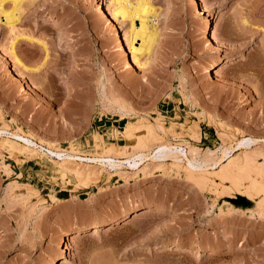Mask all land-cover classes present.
Wrapping results in <instances>:
<instances>
[{"label":"rangeland","instance_id":"rangeland-1","mask_svg":"<svg viewBox=\"0 0 264 264\" xmlns=\"http://www.w3.org/2000/svg\"><path fill=\"white\" fill-rule=\"evenodd\" d=\"M110 1L0 0V130L35 145L0 138V264H264V0H145L143 72Z\"/></svg>","mask_w":264,"mask_h":264},{"label":"bare ground","instance_id":"bare-ground-1","mask_svg":"<svg viewBox=\"0 0 264 264\" xmlns=\"http://www.w3.org/2000/svg\"><path fill=\"white\" fill-rule=\"evenodd\" d=\"M23 1H29V2H31V1H34V0H15V7L16 8H14V9H16V11H17V8L20 6V4H23ZM111 2V4H110V8H109V11H110V13H111V17H113V20L115 19L116 20V18L117 17H121V18H123L124 19V21L125 22H127L128 23V29L127 30H125V33H123V36L125 37V39H124V41L126 42V44H127V51H128V59H129V62L130 63H132V64H134V65H136V68L137 67H139V68H141L140 70L143 72L144 71V68H145V70H148V68L150 67V65H151V63H152V60H153V58H152V56H153V54H152V51L154 50L153 48H154V45H155V43H156V41H157V37H158V33H157V27H155L154 26V24L153 25H149V18H156V16H157V14H156V12L153 10V8L151 9V6H150V4H148L147 5V3H145V0H139V1H137L136 3H133V2H131L130 0H111L110 1ZM193 2V1H192ZM154 12H153V11ZM0 11H1V13L5 16V21H6V25L7 26H9L10 27V29L13 31V33H14V31H15V29H16V22H18V20H19V16L16 18V21H14V17H15V11L14 12H11V13H6L4 10H3V7H2V5L0 6ZM17 13V12H16ZM198 13V12H197ZM157 19V18H156ZM117 22V21H116ZM152 22H153V20H152ZM55 23V22H54ZM151 24V23H150ZM56 25V24H55ZM63 27V26H62ZM124 32V31H123ZM12 33V34H13ZM15 34V33H14ZM18 36V38H19V36L20 35H17ZM18 38L16 39V37L13 39V41H12V43H11V45H12V53H13V56H14V58H15V60H16V63L19 65V66H21L23 69L24 68H26L23 64H22V62L18 59V57L16 56V54H15V50H16V40H18ZM215 38V37H214ZM208 39V38H207ZM216 39V38H215ZM33 41V40H32ZM217 41V40H216ZM219 44H220V42H219ZM10 50V49H9ZM11 53V54H12ZM142 59H146V63H145V65H140L139 64V61L140 60H142ZM138 68V69H139ZM143 68V69H142ZM27 69V68H26ZM25 69V70H26ZM41 69V67H39L38 69H36L37 71L38 70H40ZM29 70V69H28ZM31 71V70H30ZM18 72V71H17ZM19 73V72H18ZM20 75H21V73H19ZM18 74V75H19ZM124 111H126V110H124ZM128 111V110H127ZM126 111V112H127ZM130 112V111H129ZM129 112H127V113H129ZM122 113H124L123 111H122ZM126 113V114H127ZM132 113V112H131ZM125 113H124V115H126ZM126 117H128V114H127V116ZM148 128V127H147ZM146 128V129H147ZM145 129V130H146ZM149 129V128H148ZM147 129V130H148ZM146 130V132L148 133V131H150L151 129H149L148 131ZM149 136H151V132H150V135H149V133H148V137ZM141 137L142 136H140V138L138 139V143H140V144H142L141 143V141L142 142H144L145 143V141H146V138H144L145 140H141ZM143 137H145V136H143ZM142 137V138H143ZM0 138H2L3 140H4V142H9L10 141V139H17V140H21L28 148H32V147H34L35 145L29 140V139H27V138H25V137H22V136H20V135H18V134H9V133H7V132H4L3 130H0ZM2 140V141H3ZM6 140V141H5ZM4 142H2V143H4ZM13 142V141H12ZM10 143V142H9ZM8 143V144H9ZM246 143V144H245ZM253 143H255V141L254 140H243L242 142H241V144H245V145H247V146H250L251 144H253ZM13 144H15L14 142H13ZM13 144H10L11 146L13 145ZM145 145V144H144ZM144 145H143V147H144ZM14 146V145H13ZM136 146V145H135ZM141 146V151H142V149H144V148H142V145H139V147ZM147 146V145H146ZM145 146V147H146ZM26 147V149H24V147H23V150H26V151H28L29 149ZM138 147V146H137ZM136 147V148H137ZM147 148V147H146ZM151 148V147H150ZM180 148H182L181 146H180ZM22 149V148H21ZM50 150V149H49ZM49 150H47V151H49ZM133 150H134V147H133ZM139 150V149H138ZM147 150V149H146ZM158 150H160V152L158 153V155L156 156V160L158 159V160H165V159H172V160H177V161H183V160H185V158H186V160L188 159V157H187V154H185V153H183V155H181L182 154V149H180V151L177 149V150H175V151H173L171 148H170V146H168V145H166V146H160L159 148H158ZM42 151V150H41ZM125 151H127L126 149H125ZM135 151V152H134ZM134 151H132V153H136L137 151H136V149L134 150ZM190 152H191V150H190ZM193 152H195V151H193ZM49 153H51V155L52 154H55V155H57L58 157H60L61 158V160L62 161H64L63 163H65L67 160L68 161H70L71 160V157H68L67 159H64L62 156H63V154H60V153H58V152H53V151H50ZM65 153V152H64ZM130 153V152H129ZM148 152H146L145 153V151L144 152H140L138 155H132V154H130L131 156H136V157H134V160H141V161H143L144 159H146L147 157H151V154H150V151H149V153L147 154ZM262 153L263 152H261V151H259V153H257V151H256V154L258 155V156H261L262 155ZM192 154V153H191ZM195 154H197V156H199V154L197 153V152H195ZM194 154V155H195ZM255 154V155H256ZM264 154V153H263ZM53 156V155H52ZM56 156V157H57ZM192 156V155H191ZM132 157V158H133ZM193 157V158H192ZM191 158L192 159H188V163H189V165L188 166H190L191 168H193V169H204V170H206V168H208V167H210V166H216V165H221V161H219V159H218V161H217V159L215 160V158L214 157H212L211 155H209V156H204V157H196V155L195 156H192ZM262 157H263V155H262ZM80 157L79 156H73V158H72V160H77V159H79ZM93 161H96V162H99L100 161V159H93ZM215 161H217V162H215ZM68 163V162H67ZM175 164H177V163H175ZM179 165V164H178ZM243 164L242 163H239L238 162V164L237 163H235V164H233V165H231L230 167V169H228V171H227V176H225L226 178L225 179H228V178H235V177H237L238 175H240L242 172H244V168L245 167H243L242 166ZM64 166V165H63ZM111 167H113L114 169L115 168H117V167H119L120 165L119 164H117L116 162H113V164L112 165H110ZM131 166H133V165H131ZM177 166V165H176ZM180 167H181V165H180ZM183 169V168H182ZM211 169V168H210ZM209 170V169H208ZM236 179V178H235ZM235 179H233V180H235ZM238 179V178H237ZM236 179V180H237ZM256 187V186H255ZM251 190H253V189H251ZM264 191V190H263ZM263 200H264V198H263ZM262 202V201H261ZM264 202V201H263ZM257 204V203H256ZM140 217V216H139ZM96 228V227H95ZM107 228H109V227H107ZM177 249V248H176ZM50 264H54L53 262H51ZM59 264V263H58Z\"/></svg>","mask_w":264,"mask_h":264},{"label":"trees","instance_id":"trees-1","mask_svg":"<svg viewBox=\"0 0 264 264\" xmlns=\"http://www.w3.org/2000/svg\"><path fill=\"white\" fill-rule=\"evenodd\" d=\"M241 201H247L244 197L241 196H237L234 199H228V202H230L232 205L239 207L242 205Z\"/></svg>","mask_w":264,"mask_h":264}]
</instances>
